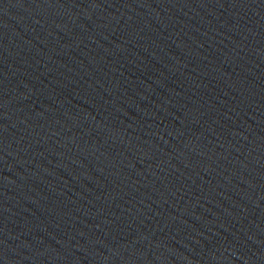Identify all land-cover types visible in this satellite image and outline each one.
Masks as SVG:
<instances>
[{
  "label": "water",
  "instance_id": "95a60500",
  "mask_svg": "<svg viewBox=\"0 0 264 264\" xmlns=\"http://www.w3.org/2000/svg\"><path fill=\"white\" fill-rule=\"evenodd\" d=\"M0 264H251L87 0H0Z\"/></svg>",
  "mask_w": 264,
  "mask_h": 264
}]
</instances>
